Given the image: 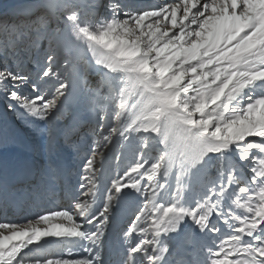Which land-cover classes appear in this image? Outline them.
Listing matches in <instances>:
<instances>
[{"label": "snow or ice", "instance_id": "snow-or-ice-1", "mask_svg": "<svg viewBox=\"0 0 264 264\" xmlns=\"http://www.w3.org/2000/svg\"><path fill=\"white\" fill-rule=\"evenodd\" d=\"M42 7L0 20V101L38 141L32 156L0 160V264H264V129L252 120L264 0ZM248 56L258 63L240 70ZM139 89L151 95L138 106ZM189 89L193 110L180 99ZM111 158L125 162L105 175ZM57 182L66 210L9 219L19 198Z\"/></svg>", "mask_w": 264, "mask_h": 264}, {"label": "rangeland", "instance_id": "rangeland-1", "mask_svg": "<svg viewBox=\"0 0 264 264\" xmlns=\"http://www.w3.org/2000/svg\"><path fill=\"white\" fill-rule=\"evenodd\" d=\"M52 2V0H0V20L3 19L6 13L9 12L12 6L20 10H28V9H37L40 8L43 11V5ZM144 3H157L158 0H143ZM2 39V37H0ZM81 50H83V46H81ZM91 55V54H89ZM226 63V62H225ZM215 67V65L213 66ZM92 71L89 73L88 80L90 85H95L96 80L99 78V74L95 75L91 74ZM209 79H211L209 77ZM223 79V77H221ZM187 83V80H185ZM195 87V86H193ZM143 91V89H142ZM151 95V93L144 92L143 95L141 93H137L135 97H133V102L137 103L138 106L142 105L143 102ZM197 93L194 92L192 89H189L187 92L180 93L181 101L187 100L188 101V110H193L197 101ZM236 104V100H232L229 102L228 109L225 110L223 108L217 109L215 115H220L223 113L224 116L229 114L230 109ZM6 101H0V138L6 135H11L14 132H21L26 135L30 140L31 143L34 145L38 141L34 138L31 129L25 126L22 122H20L15 114L6 108ZM206 111H210V109H206ZM199 118V117H197ZM252 120L255 121L256 125L264 129V105H261L259 111L256 112ZM250 127L247 122H241L238 126H233L229 129L225 130V135L228 137H238L243 133V131ZM125 161H116L114 158L110 160V163L116 166L117 163H124Z\"/></svg>", "mask_w": 264, "mask_h": 264}, {"label": "bare ground", "instance_id": "bare-ground-1", "mask_svg": "<svg viewBox=\"0 0 264 264\" xmlns=\"http://www.w3.org/2000/svg\"><path fill=\"white\" fill-rule=\"evenodd\" d=\"M103 51L104 50L102 48H98L97 49V55H99ZM246 60H247V63H242L241 66H240V70L251 68L254 64L258 63V61H257L255 56H248L246 58ZM109 70L111 71V69H109ZM97 73H99V70H96L95 66L93 65V70H92L91 74L95 75ZM126 76H127V73H117L114 78L119 79V78L126 77ZM141 92H143L142 89H139L137 91V93H141ZM7 146H15V147H17L19 149V153L20 154L19 153H14L13 154V158L16 161H20V160L26 159V157L32 156V153H31L30 149L33 146V144L31 143V140L26 135H24L21 132H14L11 135H6V136H3L2 138H0V152L3 151ZM111 159H107L105 161V175L112 174L113 170L115 168L114 165H112L110 163ZM0 160H2V156L1 155H0ZM70 163L72 165L73 162L70 160ZM74 171H75V169H74ZM79 178L80 177H78L76 175H73V177H72L74 182L77 179H79ZM55 186L57 187V184H55L53 187H55ZM58 191L60 193H64V188L61 189V190L59 189ZM46 193H48L47 190H42L39 194H36V195H28V194H26L22 198H19L18 199V203L16 202L15 204L12 205L14 207V210L12 211V214H9V219H11V221L13 223H17L19 225L27 224V220L23 219V217L24 216H29L30 219L33 218L30 215L31 206L28 207V205H27V207L23 210V212L18 214V212L20 211V207L19 206L21 204V201H24V200L27 201V198L29 197L30 199L34 200V201H32L33 204H34L35 201L40 202L42 200H46V202H48V200L50 199V196H55L57 192L48 193V195L45 196ZM14 198H15L14 195H10L9 197H7L8 200H13ZM66 204L67 203H63L62 205H59L57 210H54V209H52V210L53 211L66 210L65 207H64ZM35 206H36V208L40 207V205H38V204L35 205ZM36 208L33 209V211H31V212H34L36 210ZM59 219L60 218H57V221ZM0 222H7V221L3 220V219H0ZM40 227H44V225L41 224ZM174 259L178 260L179 256L175 257Z\"/></svg>", "mask_w": 264, "mask_h": 264}]
</instances>
